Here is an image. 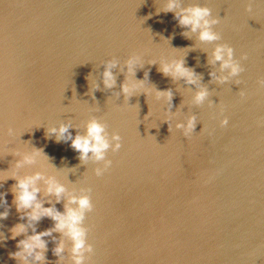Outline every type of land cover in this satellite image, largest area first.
Segmentation results:
<instances>
[{"label":"water","instance_id":"1","mask_svg":"<svg viewBox=\"0 0 264 264\" xmlns=\"http://www.w3.org/2000/svg\"><path fill=\"white\" fill-rule=\"evenodd\" d=\"M179 2L210 7L222 39L202 43L197 34L184 35L189 29L163 11L166 0H0V171L14 164L11 150L35 146L70 188L90 189V264H264V0ZM216 43L230 44L241 60L238 84L210 77L219 72V63H209ZM133 54L143 65L133 79L144 86L126 99L124 62ZM172 57L197 73L208 101L196 105L195 85L160 71ZM113 58L120 61L117 83L107 89L104 62ZM168 89L171 112L155 96ZM191 115L196 128L186 137L175 125ZM93 116L122 137L99 177L94 169L102 162L85 164L70 141L46 135L69 122L73 135H83ZM225 117L229 124L221 126ZM15 183L9 178L0 186L10 206L0 220V264H17L11 253L23 238L10 232L24 222L13 204ZM53 223L43 218L37 231ZM46 239V264H57L55 242Z\"/></svg>","mask_w":264,"mask_h":264},{"label":"clouds","instance_id":"2","mask_svg":"<svg viewBox=\"0 0 264 264\" xmlns=\"http://www.w3.org/2000/svg\"><path fill=\"white\" fill-rule=\"evenodd\" d=\"M178 9V10H177ZM160 10H157L159 14ZM164 12H173L180 26L189 29L184 35L197 34V39L202 43H213L222 39L221 34L215 29L220 23V18L213 15L208 6L200 4L181 7L179 0H166ZM251 12V4L248 6ZM242 59H247L243 56ZM155 63V61L149 62ZM209 63L215 66L219 63V72L211 71L210 77L219 83H226L229 80L237 79L244 71L240 59L236 58L235 49L228 43H216L209 56ZM120 65L118 59H110L104 62L102 73L105 88L112 89L116 83L114 68ZM128 77L121 84V91L125 98L135 94V91L144 86V81L133 79L138 67H142V60L139 55L133 54L124 62ZM160 71L174 80H184L189 85H195V92L192 102L201 105L208 101L210 92L208 88L200 83V77L190 67L186 66L183 57H172L161 61ZM147 76V73L145 74ZM264 86V79L259 81ZM94 89L99 85L94 84ZM147 93V91H145ZM119 95V93H117ZM243 96L244 93L241 92ZM155 96L164 99L171 112L173 92L156 90ZM168 122V120H166ZM197 117L191 115L186 120L178 121L176 128L182 129L186 137L191 135L196 128ZM169 123V122H168ZM221 126H227L229 120L225 117L221 120ZM170 126V125H169ZM71 123H60L58 127L53 126L47 129L46 135L56 136V141H70L71 147L79 154L83 163L92 161L102 162V166L94 169L96 176H102L112 165V160L107 158L109 150L118 152L122 147V137L118 132L109 134L107 125L101 119L93 116L86 123V132L81 135H73L70 129ZM8 136H14L12 128L7 130ZM15 157V162L10 169L0 171V186L3 182L12 178L16 183L12 187L14 194L13 204L20 214V220L11 229V238L23 237L17 241V250L11 253L17 264H46V252L50 238L55 242L53 253L58 257L57 264H66L67 253L68 264H90L94 246L89 242V229L85 225L88 213L93 211L94 204L90 189L70 188L65 182L68 177L60 175L59 170L49 162L48 156L43 149L35 146L24 150L13 149L10 151ZM25 169H32L30 172ZM213 177L209 176L205 183H210ZM7 194L0 192V220L7 219L10 206ZM63 202V210L57 208V204ZM43 218H50L54 223L43 231H37V226ZM54 233H59L57 237ZM5 239L0 233V240Z\"/></svg>","mask_w":264,"mask_h":264}]
</instances>
